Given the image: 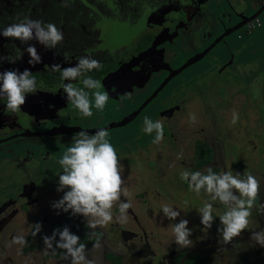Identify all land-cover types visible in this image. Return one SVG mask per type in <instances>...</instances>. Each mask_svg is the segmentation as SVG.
Listing matches in <instances>:
<instances>
[{
    "label": "flooded vegetation",
    "instance_id": "af4514ba",
    "mask_svg": "<svg viewBox=\"0 0 264 264\" xmlns=\"http://www.w3.org/2000/svg\"><path fill=\"white\" fill-rule=\"evenodd\" d=\"M263 2L0 0V264H264Z\"/></svg>",
    "mask_w": 264,
    "mask_h": 264
},
{
    "label": "rangeland",
    "instance_id": "374dc122",
    "mask_svg": "<svg viewBox=\"0 0 264 264\" xmlns=\"http://www.w3.org/2000/svg\"><path fill=\"white\" fill-rule=\"evenodd\" d=\"M260 22H261V25L257 28V30H254L252 35L250 36L249 39H252L253 40V35L256 36L255 34L256 33H260V32H263L264 34V11L258 16ZM262 41H264V39H262ZM264 45V44H263ZM264 50V47L262 48ZM252 52L249 51L247 53V50H245L243 53H242V57L241 59L243 60H248V59H253V68L254 67H257L258 66V63H259V60L258 59H261L264 57H262V52L260 49L256 50L255 48V51H253V53L251 54ZM264 63V61H263ZM263 67V70H264V66ZM258 68L256 69H253V93H254V96H253V100H260V95H261V88H262V85H263V82H264V79H263V76H262V73L260 71H257ZM260 70V69H259ZM243 81V80H241ZM258 106H264V104L261 102L258 104ZM260 117H264V114H262ZM141 145H144L143 142H140Z\"/></svg>",
    "mask_w": 264,
    "mask_h": 264
},
{
    "label": "water",
    "instance_id": "95a60500",
    "mask_svg": "<svg viewBox=\"0 0 264 264\" xmlns=\"http://www.w3.org/2000/svg\"><path fill=\"white\" fill-rule=\"evenodd\" d=\"M260 1V0H259ZM262 11H264V2L262 3V6L259 8V10H257L256 12H254L251 16H250V18H249V20H252V19H254V18H256V17H258L259 15H260V13L262 12ZM199 58H201V56L199 57ZM198 58V59H199ZM198 59H196V60H198ZM195 59L194 60H192V61H190V62H187V63H185L183 66H181L179 69H178V71L176 72V73H174V75H176L177 73H179L182 69H184L186 66H188L190 63H193V62H195L196 61ZM173 75H171V76H169V77H167L162 83H161V85L157 88V90L152 94V96L149 98V99H147L142 105H141V107H140V109L142 108V107H144V105L159 91V90H161V88L167 83V81L172 77ZM132 118V117H131ZM130 118V119H131ZM129 119V120H130ZM126 122L128 121V120H125ZM126 122H121V123H119V124H124V123H126ZM116 125H118V124H116ZM112 126H114V125H108L107 127L109 128V127H112Z\"/></svg>",
    "mask_w": 264,
    "mask_h": 264
},
{
    "label": "crops",
    "instance_id": "0c3cea01",
    "mask_svg": "<svg viewBox=\"0 0 264 264\" xmlns=\"http://www.w3.org/2000/svg\"><path fill=\"white\" fill-rule=\"evenodd\" d=\"M257 28L255 30H257ZM255 35L256 36L253 35V51H255V48L256 50L260 49L263 54L264 50L262 48L264 41H262V39H264V34L263 32H260V33H256ZM262 57H264V54L262 55Z\"/></svg>",
    "mask_w": 264,
    "mask_h": 264
},
{
    "label": "built area",
    "instance_id": "2783aa9c",
    "mask_svg": "<svg viewBox=\"0 0 264 264\" xmlns=\"http://www.w3.org/2000/svg\"><path fill=\"white\" fill-rule=\"evenodd\" d=\"M261 25V22L259 20L258 17L254 18L249 24H248V27L250 29H256L257 27H259Z\"/></svg>",
    "mask_w": 264,
    "mask_h": 264
}]
</instances>
